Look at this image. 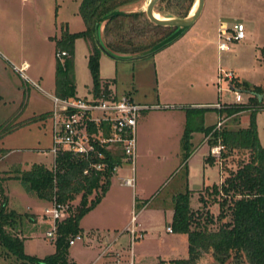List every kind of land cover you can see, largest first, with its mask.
Returning <instances> with one entry per match:
<instances>
[{
    "label": "rangeland",
    "instance_id": "rangeland-1",
    "mask_svg": "<svg viewBox=\"0 0 264 264\" xmlns=\"http://www.w3.org/2000/svg\"><path fill=\"white\" fill-rule=\"evenodd\" d=\"M80 1L0 0L2 177L12 175L9 170L16 165L20 170L34 163L46 168L52 166V156L46 151L51 146V121L49 127L45 117H40L51 106L47 95L53 92L52 37L58 36L62 29L71 33L84 29L78 14ZM145 2L140 0L121 9L144 10ZM235 22L242 23L244 38L219 50L218 30L221 29L222 35L228 34L227 29ZM87 50L86 41L76 36L73 75L77 97H90L92 80L87 68ZM229 72L232 81L225 77ZM98 76L108 85L112 84L117 97L128 92L136 102L166 103L167 106L146 109L144 118L138 120L140 127L135 129L133 190L137 195L136 207L132 208L131 204L132 187L122 185L121 179L111 176L100 199L78 220L84 241L75 240L68 245L66 255L76 264H116L113 258L106 256L95 259L103 247L101 239H118L115 244L123 243L128 247V236L123 229L132 218L133 225L142 234L132 243L134 264H173V260L187 256L186 234L167 231L173 198L187 190L188 206L198 209L199 191L198 196L207 197V210L214 216L218 206L208 196L209 190L225 175L223 159L220 166L212 156L211 163L204 162L209 155V145L202 142L206 135L199 128L190 133L192 152L183 163V107L204 108V127L220 120V130H236L246 128L252 120L258 143L264 146V0H203L199 17L181 38L151 55L115 59L100 51ZM243 83L262 89L256 106L249 105L251 95ZM237 94L240 99L235 101ZM235 104L240 111L227 115L226 109ZM246 157V151L236 150L226 163L235 168L236 162ZM1 185L7 196V207L27 214V217L22 215L24 218L17 227L23 251L37 257L52 254L54 246L46 233L52 229L53 222L44 217L48 204L27 194L12 177ZM77 201L74 198L70 207ZM90 230L93 233L86 236L84 232ZM2 250L0 247V264H16L12 257L4 256ZM196 264L219 263L201 255ZM220 264L233 263L225 260Z\"/></svg>",
    "mask_w": 264,
    "mask_h": 264
},
{
    "label": "trees",
    "instance_id": "trees-1",
    "mask_svg": "<svg viewBox=\"0 0 264 264\" xmlns=\"http://www.w3.org/2000/svg\"><path fill=\"white\" fill-rule=\"evenodd\" d=\"M138 1L140 0L80 1L78 14L84 29L78 33L62 29L58 36L52 37L55 57L52 94L58 97L76 96L73 75V40L76 36H81L88 47L87 68L92 80L90 93L94 97H100L108 95L110 91L108 83L101 82L98 76L100 49L97 43L110 55L133 56L152 52L163 44L167 46L183 35L186 29L154 24L147 19L143 10L121 9L124 5ZM194 3L195 0H158L153 11L165 17H184ZM59 51L65 54L57 58L55 53ZM232 80L233 77L230 78ZM242 85L251 95L249 105L256 106L262 89L257 85ZM203 109L183 107V161L190 153L191 131L199 128L207 135L213 127L203 126ZM239 111L240 107L235 104L226 109V114ZM43 116L46 113L40 117ZM217 139L223 145L220 157L223 159L222 171L225 167V175L218 185L210 187L208 196L217 204L218 212L213 216L207 210V197L203 195L198 196L199 208L192 210L187 202L189 191L176 194L168 226L171 231L186 234L187 256L175 259L172 263L196 264L201 255H206L219 264L225 260H230L233 264H264V146L258 143L252 120L246 128L214 130L207 138L208 145L216 143ZM100 150L107 161V167L103 171L91 170L84 174L82 170L86 163L83 159L68 152H59L55 157L54 167L46 168L43 164L34 163L28 169L20 170L16 165L9 170L12 175L0 176V247L4 256L12 257L16 264H76L66 255L68 240L75 234L82 233L78 220L93 207L108 187L113 175L111 166L123 164L119 150ZM236 150L246 151L247 157L238 160L235 168H230L226 160ZM206 160L211 163L213 159L208 155ZM8 177L17 180L27 194L46 202V207L52 202L67 206L62 219L57 222L58 218L54 222V234L50 238L54 246L52 254L37 257L23 251L17 227L24 218L22 215L27 214L7 207V196L3 194L1 183ZM74 198L78 201L71 208L70 202Z\"/></svg>",
    "mask_w": 264,
    "mask_h": 264
},
{
    "label": "built area",
    "instance_id": "built-area-1",
    "mask_svg": "<svg viewBox=\"0 0 264 264\" xmlns=\"http://www.w3.org/2000/svg\"><path fill=\"white\" fill-rule=\"evenodd\" d=\"M228 34L222 35L221 29L218 30L219 40L217 48L225 50L228 44L233 41H239L244 38L243 25L235 22L227 29ZM63 51L55 53L57 58L64 55ZM230 79L231 73L225 76ZM32 85L37 87L32 82ZM51 102L50 121H51V146L48 152L52 156V166L59 152H68L75 157H80L86 163L82 170L84 174L89 171H103L107 167V161L102 150L115 151L122 153V161L128 170L129 175L121 178V184L133 186V170L135 160V123L141 111L148 108L143 104L132 101L128 96H115L109 93L106 96L94 97L90 94L89 98L85 97H58L54 94H48ZM240 99L237 94L235 101ZM221 121L218 120L211 131L206 135L208 138L214 130H219ZM223 145L217 139L216 143L209 146V155L214 161L221 165L220 153ZM119 166L113 164L111 172L114 174ZM67 206L52 202L49 207L44 208V214L49 216L53 222L52 229L46 233L52 237L55 229V220L66 213ZM131 226L127 229L128 247L134 241L141 237V233L133 226V220L130 218ZM167 231L171 232L167 226ZM82 233L75 234L68 240L72 245L75 240H83ZM132 264L131 256L126 263Z\"/></svg>",
    "mask_w": 264,
    "mask_h": 264
},
{
    "label": "crops",
    "instance_id": "crops-1",
    "mask_svg": "<svg viewBox=\"0 0 264 264\" xmlns=\"http://www.w3.org/2000/svg\"><path fill=\"white\" fill-rule=\"evenodd\" d=\"M242 24V23H241ZM181 38V37H180ZM179 39V38H178ZM177 39V40H178ZM163 49V48H162ZM101 79V78H100ZM101 82H106L105 80H102L101 79ZM34 83V82H33ZM32 84V83H31ZM111 85L112 84H110V85H108V89H109V91H110V93H113L115 96H116V94H115V89H113L112 87H111ZM89 92V91H88ZM90 93V92H89ZM91 94V93H90ZM124 95H127V96H129V98L132 100V101H134L133 100V98H132V96L127 92L126 94H124ZM48 98V97H47ZM49 100V99H48ZM156 100H157V98H156ZM50 101V100H49ZM135 103H138V104H143V105H145V106H148V108L147 109H150V108H159V107H166L167 106V104L165 103V104H146V103H140L139 101H134ZM50 104H51V102H50ZM196 104V103H195ZM196 106V105H195ZM194 105L192 106V107H195ZM50 109H51V106H50V108L46 111V112H44V113H46V116H45V119L47 120V123H48V125H49V127H50V119H49V113H50ZM145 111H146V109L144 110V111H141L140 112V114L138 115V117H137V119H136V123H135V129H136V127H140V124H139V121L138 120H140V119H143L144 118V113H145ZM141 117V118H140ZM143 117V118H142ZM185 118V117H184ZM142 121V120H141ZM51 131V130H50ZM203 141H206L207 142V138H206V140H205V138H202V142ZM135 149H136V147H135ZM46 151H48V148H47V150ZM136 151V150H135ZM191 152H192V150H190V153H189V155L191 154ZM188 155V156H189ZM186 160V159H185ZM184 160V161H185ZM204 160V162L206 161V158H204L203 159ZM184 161H183V163H184ZM133 173H134V170H133ZM127 175H129V170H128V168L125 166V165H121V166H119L118 168H117V170L115 171V173L112 175V177H114V176H116V179H121V178H123V177H125V176H127ZM134 180H135V176H134V178H133ZM121 183V182H120ZM134 184H135V181H133V186H132V192H131V198H132V208H134L135 206V204H136V200L135 199H137V195H136V193L134 192V190H133V188H134ZM196 188H198V186H196ZM199 193H201V192H199V191H197V197H198V194ZM143 204H145L144 202H142ZM142 204V205H143ZM142 205H141V207H142ZM131 226V223L129 222V223H127V225L126 226H124L123 228V231H125L126 233H127V229L129 228ZM132 226L135 228V226L133 225V223H132ZM168 226V225H167ZM136 229V228H135ZM136 230H138V229H136ZM139 231V230H138ZM81 232L83 233V231H82V229H81ZM140 232V231H139ZM85 234H86V236L87 235H91L92 233H93V231L92 230H90V231H87V232H84ZM141 233V232H140ZM84 235V234H83ZM127 236H128V233H127ZM141 237H142V234H141ZM140 237V238H141ZM119 238V237H118ZM139 238V239H140ZM84 239H85V235H84ZM84 239H83V241H84ZM125 238H123V240H124ZM118 239H116V240H107L106 238L104 239V238H102L101 239V244H100V246H103L102 247V249L100 250V252L98 253V255L96 256V258L95 259H100V258H102V257H104V256H106V257H110V258H113L114 259V262L116 263V264H122V263H126V261H127V259L131 256V262H132V264H134V259H135V257H134V254H132V245L130 246V247H124V244L123 243H119L120 245H118V244H115V241H117ZM138 240V239H137ZM103 244V245H102ZM129 246V245H128ZM125 253H126V255H125ZM123 256H125V259L124 260H122L121 258L123 257Z\"/></svg>",
    "mask_w": 264,
    "mask_h": 264
},
{
    "label": "water",
    "instance_id": "water-1",
    "mask_svg": "<svg viewBox=\"0 0 264 264\" xmlns=\"http://www.w3.org/2000/svg\"><path fill=\"white\" fill-rule=\"evenodd\" d=\"M158 0H148L145 9L143 10L145 12V15L147 19L154 24L160 25V26H169V27H178L182 28L183 30L187 29L200 15L202 7H203V0H196V6L192 14L187 13L186 16L184 17H175V16H162V17H156L155 13L153 11V7L156 4ZM191 9V8H190ZM98 48L100 49L101 52L104 54L113 57V58H119V56H113L110 55L99 43H97ZM165 44L157 48L156 50L143 54V55H133V56H128L130 58H139V57H144L147 55H151L154 52L160 50L163 48ZM123 57V56H120Z\"/></svg>",
    "mask_w": 264,
    "mask_h": 264
},
{
    "label": "bare ground",
    "instance_id": "bare-ground-1",
    "mask_svg": "<svg viewBox=\"0 0 264 264\" xmlns=\"http://www.w3.org/2000/svg\"><path fill=\"white\" fill-rule=\"evenodd\" d=\"M147 1L148 0H146V4H147ZM195 6H196V0H195V3H194V5H193V7H192V9L190 10V12H189V14H192V12L194 11V9H195ZM143 7V6H142ZM155 13V12H154ZM155 16L156 17H162L161 15H158L157 13H155Z\"/></svg>",
    "mask_w": 264,
    "mask_h": 264
}]
</instances>
